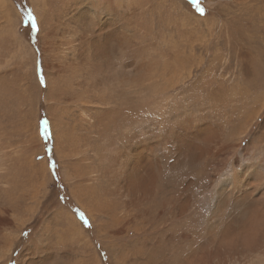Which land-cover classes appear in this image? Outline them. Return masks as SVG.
Listing matches in <instances>:
<instances>
[{
	"label": "rangeland",
	"instance_id": "obj_1",
	"mask_svg": "<svg viewBox=\"0 0 264 264\" xmlns=\"http://www.w3.org/2000/svg\"><path fill=\"white\" fill-rule=\"evenodd\" d=\"M6 4L21 43L6 33L0 35V264H95L93 256L100 264L111 260L146 264L145 255L137 250H119L131 235L127 225L121 234L117 226L111 227L112 235L99 236L70 193L80 183L95 185L104 170L114 173L111 141L134 128L132 124L116 128L110 105L96 100L100 85L93 76L101 59L94 57V50L110 47L117 52L128 47L131 65L123 70L140 80L133 83L135 103L142 99L136 85L144 84L147 75L144 80L137 77L162 72L159 65L173 59L171 51H176L181 60L195 63L187 76L184 71L183 78H189L183 85L187 96L195 90L197 98H203L202 112H228L230 105H236L240 113L244 107L239 106L240 99L217 108L210 98L217 93L240 98L239 85L258 94L262 102L264 0H7ZM6 24L0 11V29ZM111 32L127 36L120 47L122 36L115 40V35L109 37ZM208 91L211 96H206ZM141 115L139 127L158 133L157 116L145 110ZM221 115L227 120L228 115ZM224 126L228 132L230 127ZM262 129L263 125L256 130ZM62 132L76 145L69 158L61 155ZM58 157L60 163H70L64 168L67 180L61 176ZM68 215L81 231L78 236L69 235Z\"/></svg>",
	"mask_w": 264,
	"mask_h": 264
},
{
	"label": "bare ground",
	"instance_id": "obj_2",
	"mask_svg": "<svg viewBox=\"0 0 264 264\" xmlns=\"http://www.w3.org/2000/svg\"><path fill=\"white\" fill-rule=\"evenodd\" d=\"M6 3L0 0V11L7 22L0 35L6 33L20 45L18 30L9 22ZM109 37L119 38L120 47L127 36L111 32ZM124 48L117 52L110 47L94 50V57L101 59L95 64L97 75L93 76L98 81L96 86L100 85L96 100L99 105H110L116 128L131 124L134 128L133 133L128 128L127 134L111 141L114 156L109 160L116 166L113 174L104 170L95 185L80 183L74 185L75 190L71 187L73 201L82 207L91 231L99 236L112 235L111 227L118 226L116 232L121 234L127 225L131 235L119 250H137L141 257L145 255L146 264H264V95L260 103L258 94L252 95L238 85L240 98L217 93L210 99L217 108L240 99L237 105H244L240 113L236 105H230L228 112L204 113L199 108L206 104L203 98H197L195 90L187 96L183 85L189 78H183L184 71L187 76L195 63H187L171 51L173 59L169 57L158 64L162 72L137 77L147 75L144 84L136 85L142 99L138 101V97L135 103L133 83L140 80H135L130 70H123L131 65V53ZM120 88L121 93H117ZM142 110L157 116L158 133L139 127ZM217 113L228 115L227 120H221ZM258 119L260 124H256ZM224 124L230 127L228 132ZM262 125L258 133L256 129ZM251 126L252 130L255 127L253 131ZM63 137L62 132L58 136L62 154L58 155L69 158L76 153V145L74 139ZM57 159L63 169L61 176L67 180V161L62 164ZM92 205L98 209L92 210ZM68 217L72 221L66 225L69 235L78 236L81 231L75 227L77 223ZM93 257L95 264H100ZM111 264H115L114 260Z\"/></svg>",
	"mask_w": 264,
	"mask_h": 264
},
{
	"label": "snow or ice",
	"instance_id": "obj_3",
	"mask_svg": "<svg viewBox=\"0 0 264 264\" xmlns=\"http://www.w3.org/2000/svg\"><path fill=\"white\" fill-rule=\"evenodd\" d=\"M201 14H203V13H202V10H201ZM81 219H83V217H81ZM85 224H87V222H86V221H85Z\"/></svg>",
	"mask_w": 264,
	"mask_h": 264
}]
</instances>
